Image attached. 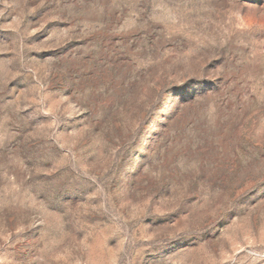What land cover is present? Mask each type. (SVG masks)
I'll return each instance as SVG.
<instances>
[{"label":"rangeland","instance_id":"374dc122","mask_svg":"<svg viewBox=\"0 0 264 264\" xmlns=\"http://www.w3.org/2000/svg\"><path fill=\"white\" fill-rule=\"evenodd\" d=\"M0 264H264V0H0Z\"/></svg>","mask_w":264,"mask_h":264}]
</instances>
